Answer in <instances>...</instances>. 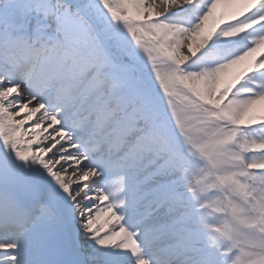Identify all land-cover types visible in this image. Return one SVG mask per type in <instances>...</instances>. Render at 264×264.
Returning a JSON list of instances; mask_svg holds the SVG:
<instances>
[{"label": "snow or ice", "instance_id": "snow-or-ice-1", "mask_svg": "<svg viewBox=\"0 0 264 264\" xmlns=\"http://www.w3.org/2000/svg\"><path fill=\"white\" fill-rule=\"evenodd\" d=\"M227 2L211 0L192 31L160 21L169 9L191 0H148L146 6L152 25L179 34L187 40L189 55H194L218 34L235 37L264 26V15L248 17L264 8V0H246V12L233 13V22L225 23V15L217 18L216 10ZM41 10L62 27L50 46L36 48L17 39L14 29L33 30V18ZM129 41L106 18L99 0L59 5L55 0H0V139L17 162L45 170L99 249H122L135 264H153L143 258V237L156 252L154 264H233L235 254L210 247L188 212L179 192L178 162L164 147L167 130L137 80L136 53ZM261 49L264 36L216 71L234 69L245 80L264 69V54L254 56ZM251 97L255 99L244 103L264 100V85ZM45 113L60 123L41 136L38 132L51 123L43 122L38 129ZM61 130L72 134L75 150L69 143H58L59 137L51 138ZM90 159L93 162L86 163ZM101 172L106 190L96 183ZM259 174L264 176V169ZM125 214L135 231L124 223ZM0 264L119 260L81 247L57 194L17 164L0 159Z\"/></svg>", "mask_w": 264, "mask_h": 264}, {"label": "rangeland", "instance_id": "rangeland-1", "mask_svg": "<svg viewBox=\"0 0 264 264\" xmlns=\"http://www.w3.org/2000/svg\"><path fill=\"white\" fill-rule=\"evenodd\" d=\"M107 1L110 2L111 4H114V2H116L114 0H107ZM117 1H119V0H117ZM147 2H148V0H131L130 3H126V5L124 4V1L121 4H122L124 9H126L128 11H130V10L133 11L134 14L138 15L139 17L150 18L151 16H147V15H150L149 10L146 6ZM165 18H166V15H163L160 17V19H165ZM178 27H180V26H178ZM181 28H183V27H181ZM188 31H191V30H188ZM172 34H173V37H172V39H170L171 41L169 42V45H171L172 48L174 47L173 53L178 58V60L182 61V63H185L186 61H188V59L191 56V55H189V51L187 48V40L180 37L179 34H176V36L174 35V33H172ZM185 50L188 53H185ZM225 72L226 71H224L223 73H225ZM192 79L195 81V83L199 81L198 75L195 77H192L191 80ZM207 91H208V88H205L203 94H206ZM239 235L242 237L243 235H245V233L242 231L239 233Z\"/></svg>", "mask_w": 264, "mask_h": 264}, {"label": "bare ground", "instance_id": "bare-ground-1", "mask_svg": "<svg viewBox=\"0 0 264 264\" xmlns=\"http://www.w3.org/2000/svg\"><path fill=\"white\" fill-rule=\"evenodd\" d=\"M184 6H185V4H181V5H179V6L173 7V8H171V9H169L166 13L174 12V10H178V9L184 7ZM147 16H150V15H147ZM185 53H188V52L185 50ZM30 102H31V101H29V104H30ZM37 112H38V109H37ZM34 115H36V113H33V114H32V118H33ZM42 125H43V124H41L40 128L42 127ZM49 129H50V128H49V126H48V128L43 129V131H42L43 134L41 133V131H39L38 134L41 135V136H43L44 133L47 132ZM51 138H55V136H54V137H51ZM26 166H28V164H27ZM39 167L41 168L42 174L47 176V181H40L39 184H40L42 187H44L45 189L51 191V188H52V186H53L54 183H53L52 179L47 175V173L45 172V170H44L41 166H39ZM62 198H65V196L62 195ZM64 205H65V207H69V210L72 212V214H74V215L77 214V212H76L74 206L72 205V203H71L70 201H68V203H67V204H64ZM73 224H74L76 227H80V226H81V223L79 224L76 220L73 222ZM82 230H83V229H82Z\"/></svg>", "mask_w": 264, "mask_h": 264}]
</instances>
